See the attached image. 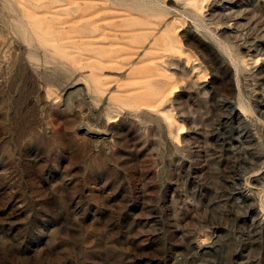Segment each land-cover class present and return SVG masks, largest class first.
Returning <instances> with one entry per match:
<instances>
[{
	"label": "rangeland",
	"instance_id": "1",
	"mask_svg": "<svg viewBox=\"0 0 264 264\" xmlns=\"http://www.w3.org/2000/svg\"><path fill=\"white\" fill-rule=\"evenodd\" d=\"M198 263L264 264V0H0V264Z\"/></svg>",
	"mask_w": 264,
	"mask_h": 264
},
{
	"label": "bare ground",
	"instance_id": "2",
	"mask_svg": "<svg viewBox=\"0 0 264 264\" xmlns=\"http://www.w3.org/2000/svg\"><path fill=\"white\" fill-rule=\"evenodd\" d=\"M63 1V0H62ZM65 1V0H64ZM73 12H74V10H73ZM209 247V246H208ZM208 253V250L207 249H205L204 247L203 248H200V249H197V252H196V254H198V256L199 255H202V256H204L205 254H207ZM201 260V259H200ZM198 264H202V263H198Z\"/></svg>",
	"mask_w": 264,
	"mask_h": 264
}]
</instances>
